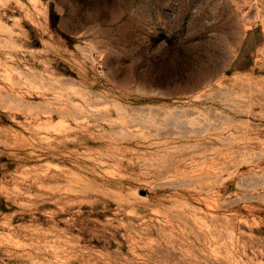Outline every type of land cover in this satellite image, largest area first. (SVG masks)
<instances>
[{"label":"rangeland","instance_id":"1","mask_svg":"<svg viewBox=\"0 0 264 264\" xmlns=\"http://www.w3.org/2000/svg\"><path fill=\"white\" fill-rule=\"evenodd\" d=\"M0 264H264V0H0Z\"/></svg>","mask_w":264,"mask_h":264}]
</instances>
